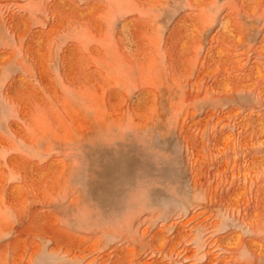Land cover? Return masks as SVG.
Wrapping results in <instances>:
<instances>
[{"label":"rangeland","instance_id":"1","mask_svg":"<svg viewBox=\"0 0 264 264\" xmlns=\"http://www.w3.org/2000/svg\"><path fill=\"white\" fill-rule=\"evenodd\" d=\"M0 264H264V0H0Z\"/></svg>","mask_w":264,"mask_h":264}]
</instances>
